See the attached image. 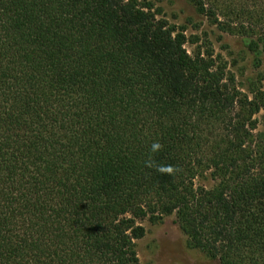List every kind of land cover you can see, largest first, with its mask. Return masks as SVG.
Returning a JSON list of instances; mask_svg holds the SVG:
<instances>
[{"label": "trees", "instance_id": "1", "mask_svg": "<svg viewBox=\"0 0 264 264\" xmlns=\"http://www.w3.org/2000/svg\"><path fill=\"white\" fill-rule=\"evenodd\" d=\"M264 53V0H190ZM148 0H0V264H141L174 214L264 264V73L244 91Z\"/></svg>", "mask_w": 264, "mask_h": 264}, {"label": "rangeland", "instance_id": "2", "mask_svg": "<svg viewBox=\"0 0 264 264\" xmlns=\"http://www.w3.org/2000/svg\"><path fill=\"white\" fill-rule=\"evenodd\" d=\"M170 23L185 29L186 47L213 53L227 64L239 88L249 91L252 82L264 73V53L247 48L242 33L223 31L200 14L190 0H148ZM146 235L137 241L141 264H218L199 248L190 247L188 237L174 214L156 223L143 221Z\"/></svg>", "mask_w": 264, "mask_h": 264}]
</instances>
